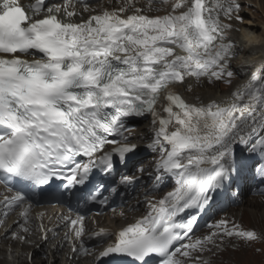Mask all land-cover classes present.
I'll list each match as a JSON object with an SVG mask.
<instances>
[{
	"label": "snow or ice",
	"instance_id": "1",
	"mask_svg": "<svg viewBox=\"0 0 264 264\" xmlns=\"http://www.w3.org/2000/svg\"><path fill=\"white\" fill-rule=\"evenodd\" d=\"M244 7V0H106L97 11L88 0L47 7L0 0V185L12 193L0 198V223L17 213L3 238L23 244L33 234L27 225L40 220L47 242L62 227L53 251L67 246L77 264H208L202 257L214 250L264 243V224L227 219L191 235L219 194L248 180L264 185V61L252 62L248 78L220 99L189 102L177 90L191 89L189 81L232 86V58L252 50L233 36ZM147 116L150 171L138 163L129 123ZM146 172L148 192L169 180L172 188L146 200L133 222L89 232L85 210L101 215L116 196L123 205ZM41 194L70 209L74 196L76 215L45 228L43 214H31Z\"/></svg>",
	"mask_w": 264,
	"mask_h": 264
},
{
	"label": "bare ground",
	"instance_id": "2",
	"mask_svg": "<svg viewBox=\"0 0 264 264\" xmlns=\"http://www.w3.org/2000/svg\"><path fill=\"white\" fill-rule=\"evenodd\" d=\"M249 0H245V7L247 6ZM263 0H252L251 3H253L254 5L257 4L258 6V10H260V13L263 15L264 17V5L262 4ZM248 10V12H247ZM246 9H242V14L244 15V17H246V13H247V17L249 18H253V20L257 19V15L254 12L253 8L247 7ZM245 24H250V22L247 19H244L243 24H237L236 27L238 28H244ZM259 35L264 36V25L262 26V28L260 29V32L257 33ZM233 36H235V38L237 39V41L240 43L241 48H243V43L241 41V39L239 38V34L237 33H233ZM239 55H236V57H233L231 60V65H232V71L235 73V75L233 76V83L232 86L229 87L227 86L225 88V90H216L217 85L219 86V84L215 85V86H208L205 83H200V84H196L194 81H189L190 84H192V88L191 89H187V87L185 88H181V89H177L181 95L183 96V98H185L187 101L189 102H196L199 103L201 100L205 103L209 102L212 99H220L224 96H226L228 93H230L231 91H233L235 89V87H237L238 85H240L241 83H243L247 78H248V74L253 70L252 67L250 66L252 62H257L256 66L259 67L261 61H264V44H261L259 46H256L254 48H252L251 51L248 50H244V51H239ZM237 60V61H236ZM199 97V99H197ZM147 122V121H146ZM144 122L141 128H136L134 130V134L135 133H139L141 134V136H147L146 133L147 131H150V135H151V129H152V125L151 122ZM134 139L131 142H137L136 140L138 139L137 136L134 135ZM150 137V136H149ZM146 161V157L143 159L144 163ZM252 198H248L245 197L243 199V205H244V213L242 211H240V207H236L234 208L232 211L229 209L226 210V214H232L233 218L235 219L236 217V221L233 219L234 222H237L241 217H243L244 215L251 219H257V225L260 226L261 222L260 219H263L264 216V207L263 208H254V207H248L245 205L251 203ZM226 204V203H225ZM224 205V204H223ZM225 206V205H224ZM237 210V211H236ZM131 213H124V217L126 218H121L120 213L117 215H105L102 220H103V225H106V228L109 229H113L115 227H117L118 225H120L121 223H123L124 221H128L131 219ZM237 215V216H236ZM250 225H254V221L251 220V224ZM57 245V242H52V243H48L47 245L44 244V246L39 249L38 246H34L32 247V243H30L29 245H20V246H16L15 244H12V250L15 251V254L11 257L12 258V264H23L20 261L19 254L18 251H22L23 253L27 251V258H28V254L29 253H34V255L32 256L31 261H29V264H49V261H51L52 259H50L48 257V255L45 254L46 253H54L55 251H53V246ZM58 256L61 257V259L64 258V254L68 252V248L67 246H64L63 248L56 250ZM224 252L227 251L223 250ZM36 253V254H35ZM38 254H40V257ZM58 261H56L55 263H57ZM0 264H8L5 261H3L2 259H0Z\"/></svg>",
	"mask_w": 264,
	"mask_h": 264
},
{
	"label": "rangeland",
	"instance_id": "3",
	"mask_svg": "<svg viewBox=\"0 0 264 264\" xmlns=\"http://www.w3.org/2000/svg\"><path fill=\"white\" fill-rule=\"evenodd\" d=\"M262 4L264 5V0L262 1ZM249 5H252V4H249ZM253 6H254V8H253L254 12L257 15V19L253 20V18L251 19V18L247 17V13H246V17H244V19H247L250 22V24L252 25L251 30L253 32L259 33L260 29L264 25V17L260 13V10H258L257 4H255V5L253 4ZM164 7H166V6H164ZM250 8H252V7H250ZM239 38H240V36H239ZM220 86L221 87H218V89H220V91H221V89L225 90V88L228 85L222 83ZM142 162H143V160H142ZM251 198H252L251 203H249V204L245 203L246 206L254 207L256 209L264 207V196H262V197H251ZM254 198H256L258 200L263 199V201L262 202L254 201ZM240 206L242 208H244V206H242V204ZM242 208H240L239 210L244 213L245 211ZM233 209L234 208H231L230 210L232 211ZM230 215L233 217L232 214H227L226 216H220V217L222 219H227V220L231 221L232 219L230 217H228ZM236 218L235 219L233 218V219L236 221ZM239 218L240 219L235 223L242 224L243 226L248 227V226H253V225H250L251 220H253L254 226L259 227L256 223L257 219H251L250 220L245 215L243 217L240 216ZM260 222H261V224H264V216H263V219H260ZM257 247L261 248L262 250L260 252L253 251V249L257 248ZM38 255L40 256V254H38ZM205 256L209 257L208 260H204V261H207L208 264H264V243H258V244L253 245L252 247L241 248L239 250H233L232 248L229 247L226 252L220 251V250H214V252H212V253L205 254L202 257V259Z\"/></svg>",
	"mask_w": 264,
	"mask_h": 264
},
{
	"label": "clouds",
	"instance_id": "4",
	"mask_svg": "<svg viewBox=\"0 0 264 264\" xmlns=\"http://www.w3.org/2000/svg\"><path fill=\"white\" fill-rule=\"evenodd\" d=\"M239 35L244 49L254 48L264 44V36L251 32L246 28H240Z\"/></svg>",
	"mask_w": 264,
	"mask_h": 264
}]
</instances>
